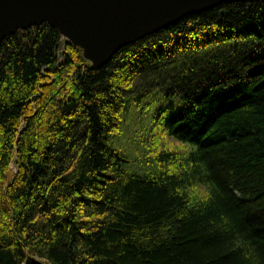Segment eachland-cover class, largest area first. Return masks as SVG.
Wrapping results in <instances>:
<instances>
[{"label": "trees", "instance_id": "16d2710c", "mask_svg": "<svg viewBox=\"0 0 264 264\" xmlns=\"http://www.w3.org/2000/svg\"><path fill=\"white\" fill-rule=\"evenodd\" d=\"M0 264H264V2L100 69L47 23L4 39Z\"/></svg>", "mask_w": 264, "mask_h": 264}, {"label": "water", "instance_id": "95a60500", "mask_svg": "<svg viewBox=\"0 0 264 264\" xmlns=\"http://www.w3.org/2000/svg\"><path fill=\"white\" fill-rule=\"evenodd\" d=\"M264 0H0V44L45 23L102 68L122 48L223 3Z\"/></svg>", "mask_w": 264, "mask_h": 264}, {"label": "rangeland", "instance_id": "374dc122", "mask_svg": "<svg viewBox=\"0 0 264 264\" xmlns=\"http://www.w3.org/2000/svg\"><path fill=\"white\" fill-rule=\"evenodd\" d=\"M144 118H145V120L146 121H150V117H151V113L149 112V111H147V112H144ZM135 118H138V117H135ZM133 128H135L134 126H133ZM128 133H131V131H129ZM123 139H124V137H123ZM137 142V141H136ZM140 144V143H139ZM139 144H138V146H139ZM125 148H127V146L126 145H128V143L126 142H124L123 144H122ZM120 146V145H119ZM122 147V146H121ZM128 148H130V150H131V147H128ZM130 150H128V151H130Z\"/></svg>", "mask_w": 264, "mask_h": 264}, {"label": "bare ground", "instance_id": "6f19581e", "mask_svg": "<svg viewBox=\"0 0 264 264\" xmlns=\"http://www.w3.org/2000/svg\"><path fill=\"white\" fill-rule=\"evenodd\" d=\"M223 28V27H222Z\"/></svg>", "mask_w": 264, "mask_h": 264}]
</instances>
